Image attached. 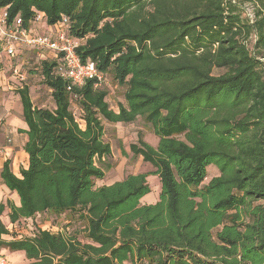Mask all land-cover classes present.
I'll list each match as a JSON object with an SVG mask.
<instances>
[{
    "label": "trees",
    "instance_id": "obj_1",
    "mask_svg": "<svg viewBox=\"0 0 264 264\" xmlns=\"http://www.w3.org/2000/svg\"><path fill=\"white\" fill-rule=\"evenodd\" d=\"M244 2L256 7L252 22L234 0H0L8 24L66 17L82 63L124 88L115 112L103 87L68 91L55 60H39L54 108L17 89L28 165L17 177L4 162L1 184L19 204L0 203V217L7 210L18 225L75 214L86 242L40 229L21 236L0 220V249L26 264H264V0ZM137 119L159 141L138 135L130 153L153 171L95 187L105 176L97 160L111 156L103 122ZM209 168L217 174L207 180ZM149 174L158 200L142 204Z\"/></svg>",
    "mask_w": 264,
    "mask_h": 264
},
{
    "label": "rangeland",
    "instance_id": "obj_2",
    "mask_svg": "<svg viewBox=\"0 0 264 264\" xmlns=\"http://www.w3.org/2000/svg\"><path fill=\"white\" fill-rule=\"evenodd\" d=\"M240 4L242 18H248L251 22L255 11V6L252 3L244 2V0H234ZM255 43L254 35L250 36L248 45L252 46ZM13 66L14 60H11ZM39 58L33 52L28 57L21 61V68L19 72L24 76L22 86L29 88V94L31 101L35 107L52 109L54 108L53 101L50 96V90L43 84V78L41 75V67L39 66ZM219 71H214V74H218ZM18 82V81H17ZM18 89V85H14ZM103 88L107 91V103L109 108L115 112L118 111V106L124 104L123 94L124 88L118 86L111 78L109 74L105 75ZM71 111L75 116L79 117L78 107L72 103ZM105 143H108L113 148L114 156L109 158L97 160V166L101 167L105 172L106 182L112 180L124 179L126 176L133 173H150L153 168L148 163L137 157H132L129 149V145L136 142L137 136L141 135L146 143L153 147H157L158 138L152 133L151 128L146 125L142 120L137 119L132 124L127 125H114L103 122ZM130 153V154H129ZM215 168H209L207 180L216 175ZM206 180V181H207ZM102 181H95V187L104 184ZM148 184L150 186V193L146 195L141 202L142 203H155L158 200V194L160 191V185L158 178L152 174L147 177ZM7 220L4 219V223L7 224ZM45 225H52L46 229H51L52 232L65 233L68 236H74L82 242H86L85 239V222L78 219L77 215L66 214L64 218L59 216H51L48 213H44L36 216L33 220L22 221L17 226V234L23 236L25 233L31 234L33 231ZM53 226L55 228H53ZM14 231V230H13ZM24 233V234H22ZM14 257L10 264H23V262L16 261Z\"/></svg>",
    "mask_w": 264,
    "mask_h": 264
},
{
    "label": "built area",
    "instance_id": "obj_3",
    "mask_svg": "<svg viewBox=\"0 0 264 264\" xmlns=\"http://www.w3.org/2000/svg\"><path fill=\"white\" fill-rule=\"evenodd\" d=\"M44 23L47 31L41 34L30 33L23 26L21 18H15L10 24L7 23L6 10L0 14V57L2 65L9 63L16 56L17 48H24L34 52L39 60H55L54 73L67 81V90L72 87H81L87 81L94 82V88L103 87L105 74L100 72L93 63H82L76 50L82 45L83 40L74 38L69 31V22L66 17L53 25H48L43 14H37L28 25ZM5 69V68H2ZM19 83L18 89H22L24 76L18 71L15 75ZM8 90L10 83L7 81ZM0 264H5L4 259Z\"/></svg>",
    "mask_w": 264,
    "mask_h": 264
},
{
    "label": "crops",
    "instance_id": "obj_4",
    "mask_svg": "<svg viewBox=\"0 0 264 264\" xmlns=\"http://www.w3.org/2000/svg\"><path fill=\"white\" fill-rule=\"evenodd\" d=\"M4 11L5 9H0V14L3 13ZM27 28L32 34H41L47 31V26L44 23L33 26L28 25ZM0 50H1V45H0ZM30 54L31 52L28 51L27 49L17 48L16 56L12 59L14 60L15 63L14 66L11 61H9V63L6 62L3 66L0 57V171L2 169L4 162L9 160L11 163L10 164L11 171L17 177H20L19 172L21 169L27 168L28 156L23 150V145L27 140L26 135L19 132L20 130H25L26 126L22 120V105L20 102L19 94L17 92L18 90L14 86L16 84L19 86V83L17 82L15 75L16 72H18L19 69L21 68V61L23 62V59L28 57V55ZM7 81H9L10 83V90H8ZM110 147H111V156L113 157L114 150L112 146ZM102 180H98V181H102ZM119 180L122 179L112 180L110 182L102 181L104 182V184L99 185L97 187H101L103 185H109ZM8 201L12 202L16 206H18L19 204L17 195L7 190L6 187H4V185H2L0 181V203L6 205ZM142 204H150V203H142ZM7 212L8 211L6 210L4 213L5 215L0 217V220L4 223V219H6L7 224L5 223L4 224L6 225L7 229L11 232L17 233L18 225L17 224L12 225L9 223L8 218L6 216ZM65 215L66 214H62L59 217L64 218ZM51 216L53 217L54 215ZM48 226L51 227L52 225H45L38 229L47 230V231L52 230V228L46 229ZM53 228L55 227L53 226ZM25 234L30 235L28 233ZM14 257L16 258V261L20 260L21 262H23V264H26L25 256L22 252L10 253L5 249H0V260L4 259L5 264H10L9 261H11Z\"/></svg>",
    "mask_w": 264,
    "mask_h": 264
}]
</instances>
